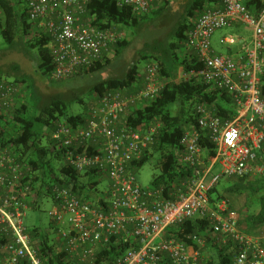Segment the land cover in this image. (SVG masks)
<instances>
[{"label":"built area","instance_id":"obj_1","mask_svg":"<svg viewBox=\"0 0 264 264\" xmlns=\"http://www.w3.org/2000/svg\"><path fill=\"white\" fill-rule=\"evenodd\" d=\"M25 1L29 20L54 42L52 81L70 78L112 58L111 48L125 39L123 32L103 30L84 18L91 0ZM172 1L117 0L120 7H130L141 17ZM258 1L259 9L252 13L247 0H221V6L199 15L187 32L185 46L203 68L182 77L199 79L231 95L240 112L225 119L206 105L196 107L198 128L188 129L180 142L181 160L192 174L166 197L162 188L140 186L131 168L152 149L162 129L161 122L132 127L128 120L134 109L153 101L166 85L155 61L145 65L134 91L106 92L89 104L83 125L72 128L60 123L52 133L63 167L80 175L96 172L98 180H110L106 207L82 201L59 183H52L47 195L41 194L30 181L28 164L0 148V264H44L41 248L25 221L29 210L45 197L53 202L49 216L57 237L80 262L94 258L111 238H122L130 248L115 264H160L165 257L170 264H207L210 242L217 246L231 243L232 264H264V245L242 232L240 215L230 209L227 200L213 202L210 197L222 177L245 178L263 172L256 166L264 148V0ZM242 25L252 29L251 39L225 36L220 43L228 47V53L218 54L212 44L214 34ZM22 93V85L0 81V116L14 109ZM203 132L215 147L212 157L201 145ZM217 165L220 174L215 173ZM194 218L209 224V242L195 235L189 238L194 245L189 246L164 237L170 227Z\"/></svg>","mask_w":264,"mask_h":264},{"label":"trees","instance_id":"obj_2","mask_svg":"<svg viewBox=\"0 0 264 264\" xmlns=\"http://www.w3.org/2000/svg\"><path fill=\"white\" fill-rule=\"evenodd\" d=\"M207 1L214 4L215 7L222 5L221 0ZM170 4H166L153 14L164 15L169 10ZM259 5L258 0L252 2L247 0L246 3L248 10L252 13H256ZM194 9H196L195 5L188 7L185 19L175 25L169 39L164 44L151 46V50H147L141 55V59L144 61L158 63L161 77L166 81V85L157 98L134 109L128 117L132 127H138L148 122L162 123V129L155 145L146 152L141 161L133 162L131 168L136 172L158 156L154 167L160 173L154 179L153 187L162 188L165 197L175 189L179 182L186 180L192 174L181 160L180 142L188 129L198 128L195 115L196 107L206 105L225 119L233 118L240 112L231 95L215 91L199 79H184L180 75V73L188 74L191 71L199 72L203 68L196 55L188 54L185 51L187 32L193 27L197 18H194L193 15ZM188 17H193L194 20L188 23ZM84 18L90 19L94 26L103 30H114L125 34L124 31L128 28L140 26L144 20L149 18V15L137 16L130 7H120L117 0H91ZM0 33L4 41L12 48L18 41H25L26 47L31 51H37V73L44 78L51 76L54 68L51 55L54 42L45 30L38 29L36 24L29 20V10L25 0H0ZM129 45L130 42L125 37L122 42L111 48L114 52L112 58L96 64L89 70H81L61 81H80L105 71L112 66L114 60L120 57L122 51ZM139 62L130 66L122 77L108 78L89 89L87 93L92 96V99L86 105L85 113L78 115H68L67 109L73 103H84L85 95L82 92L75 90L67 95L38 97L35 92L29 93L33 84H30L27 77H15L13 82L22 85L24 90L18 97L14 109L6 115L0 116V148L9 149L19 161L28 164L32 176L30 181L41 194L47 195L51 184L59 183L75 192L82 201L89 202L96 208L106 207L109 189L106 192L99 189L100 181L96 179L99 175L96 172L80 175L74 170L63 167L60 163L61 155L55 150L51 136L60 123L67 124L72 128L83 125L89 111V104L94 103L106 92L130 90L138 82L140 83ZM15 71L18 72V67L15 68ZM1 80L4 79L0 77ZM261 93L264 100V79ZM30 99L33 102H30ZM203 133L201 145L212 157L215 154V147L208 140L205 132ZM261 155L264 156V148ZM238 186L240 185L235 183L226 190V193L221 192L215 186L210 191L211 200L213 202L227 200L228 193L234 191L233 188ZM257 203V210L241 217L242 224L246 223L254 228L264 227V194ZM52 230L55 231L57 237L55 226ZM210 230L205 219L194 218L181 225L170 227L164 237L193 246L192 239L189 238L198 235L201 238H206L209 242ZM30 233L36 245L41 248L44 264H115L116 260L130 248L129 243L124 242L122 238H111L107 245L97 249L94 258L80 262L69 251L65 242L58 238L54 241L51 240L48 232L34 228L30 230ZM207 254V264H232L234 252L232 245L224 247L210 242ZM20 264L29 263L24 261ZM160 264H170V260L165 257Z\"/></svg>","mask_w":264,"mask_h":264},{"label":"rangeland","instance_id":"obj_3","mask_svg":"<svg viewBox=\"0 0 264 264\" xmlns=\"http://www.w3.org/2000/svg\"><path fill=\"white\" fill-rule=\"evenodd\" d=\"M193 5L196 6V9L193 10L194 18L206 12L207 9L215 7L214 4L209 3L207 0H173L169 10L166 11L164 15L158 16L152 13L140 26L136 28L130 27L124 31L125 37L130 42V45L127 49L122 51L120 57L114 60L112 66L108 67L105 71L80 81L65 80L53 82L50 77L44 78L40 76L37 73V51H31L26 47L25 41H18L12 48L4 41L0 33V77L4 80L14 81L17 76H25L30 80V84H33L29 93L35 92L38 97L43 98L57 94L67 95L69 92L75 90L82 92V94L85 95L84 103H73L68 107L67 113L68 115L85 113L86 105L92 99V96L89 95L87 91L96 83L105 81L108 78L122 77L130 66L139 61L141 76L145 65L149 63V60H142L141 55L145 51L151 50V46L164 44L169 39L170 33L175 25L182 19H185L184 16L187 14L188 7H192ZM194 18L188 17L187 22L190 23ZM252 34V29L245 25L219 30L213 36V48L218 54L225 55L228 53V47L221 45V38L233 36L237 40L239 38L249 40ZM236 48L237 46L234 47V49ZM153 49L154 47L152 50ZM17 67L18 72L15 71ZM30 102H33V100L30 99ZM157 158L158 156L135 172L137 183L143 188H152L154 179L160 173L154 167V162ZM215 173H221V167L219 165L215 168ZM257 177L255 183L252 179H249L250 183L248 179H241V181H239L240 186L233 188L234 191L228 193L229 198L227 201H229V205L233 202L234 210L240 214V217L249 215L258 209L257 201L264 194V174L258 175ZM96 179L98 180V178ZM99 181V189L106 192L109 189L110 180L104 177ZM237 181L238 180L235 179L232 180L227 177H222L218 184V189L226 193V190L237 183ZM36 208L37 209L29 210L25 221L26 227L29 231L34 228H40L41 231L48 232L51 240L54 241L58 237L55 236V231L52 230L54 224L49 216V212L53 208L52 200L49 199V197L42 198L38 202Z\"/></svg>","mask_w":264,"mask_h":264},{"label":"crops","instance_id":"obj_4","mask_svg":"<svg viewBox=\"0 0 264 264\" xmlns=\"http://www.w3.org/2000/svg\"><path fill=\"white\" fill-rule=\"evenodd\" d=\"M173 2V1H172ZM171 2V3H172ZM195 23V22H194ZM185 51H187L188 52V54H194L192 51H190L188 48H186L185 47ZM195 55V54H194ZM182 73H180V75H181ZM184 74H182L181 76H183ZM137 86L139 85V82H138V84H136ZM135 85V87H137ZM135 87L134 88H132V90L134 91L135 90ZM180 157H181V155H180ZM260 157L262 158L261 159V161L256 165L258 168H261L262 169V173L260 174V173H257V172H253L250 176H247V177H245V178H237V177H231V178H229V179H235V180H238L237 181V184L238 185H240V182L239 181H241V179H252L253 180V182L255 183V181H256V179L258 178L257 176L258 175H263L264 174V156L263 155H261L260 154ZM220 183V182H219ZM249 183H250V180H249ZM216 187L218 188V184L216 185ZM230 208L233 210V211H235L234 210V204H233V202L231 203V205H230ZM235 212H237V211H235ZM238 213V212H237ZM239 214V213H238ZM240 215V214H239ZM240 228H241V230H242V232H244L246 235H248V236H252V237H254V238H256L262 245H264V227H256V228H254V227H252L251 225H249V224H246V223H241V217H240ZM230 245H232L231 243H227L226 245H224V244H222L221 246H224V247H229Z\"/></svg>","mask_w":264,"mask_h":264}]
</instances>
